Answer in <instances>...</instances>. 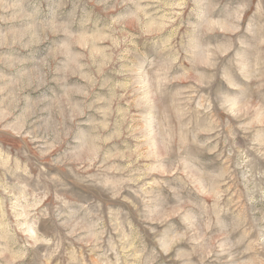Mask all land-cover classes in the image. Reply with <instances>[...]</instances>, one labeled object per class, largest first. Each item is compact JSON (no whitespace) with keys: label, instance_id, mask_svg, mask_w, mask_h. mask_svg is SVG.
<instances>
[{"label":"rangeland","instance_id":"1","mask_svg":"<svg viewBox=\"0 0 264 264\" xmlns=\"http://www.w3.org/2000/svg\"><path fill=\"white\" fill-rule=\"evenodd\" d=\"M0 264H264V0H0Z\"/></svg>","mask_w":264,"mask_h":264}]
</instances>
